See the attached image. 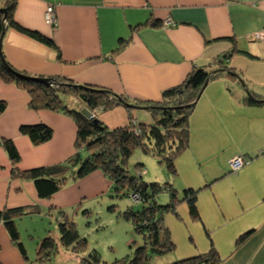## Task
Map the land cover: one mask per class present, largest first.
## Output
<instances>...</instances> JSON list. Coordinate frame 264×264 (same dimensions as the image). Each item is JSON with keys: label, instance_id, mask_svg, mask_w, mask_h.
I'll return each mask as SVG.
<instances>
[{"label": "crops", "instance_id": "obj_1", "mask_svg": "<svg viewBox=\"0 0 264 264\" xmlns=\"http://www.w3.org/2000/svg\"><path fill=\"white\" fill-rule=\"evenodd\" d=\"M3 4L0 0V7ZM48 5L54 8L55 26L44 21ZM13 18L53 40L60 50L58 55L51 46L6 27L1 48L15 70L107 87L139 101H160L162 92L181 84L191 69L218 67L217 59L235 47L237 51L224 61L244 82L227 72L209 78L189 115V144L174 161L177 173L165 179L179 191H196L198 216L190 215L186 201L176 206L175 214L164 215L175 248L152 257L151 264L162 259L170 264L211 250L218 255L212 264H264V104L243 100L247 92L264 99V42L250 38L264 27V0H15ZM166 19L174 24H165ZM151 20L160 25L149 24ZM0 101L5 103L0 112V137L13 140L21 155L19 168L57 163L74 152L76 125L69 115L31 108L26 90L1 80ZM66 101L74 107L77 100L69 97ZM132 113L137 123L152 121L145 109ZM96 116L109 128L128 122L122 106L98 111ZM38 123L49 126L52 136L36 145L19 129ZM239 155L248 161L233 171L229 163ZM8 160L0 146V187L7 185L0 210L37 205L33 213H55L56 219L59 215L72 218L67 209L90 210L84 201L100 181L91 175H101L99 170L81 177L78 187L71 184L45 199L37 195L31 181L10 177ZM147 177L158 181L155 176ZM105 178L109 193L112 181ZM32 214L16 218L26 259L0 222L1 264L31 263L37 258L40 241L51 236L53 230L47 228L33 237L34 230L26 226ZM24 231H30V240L36 239L33 255L23 243ZM142 242V237L134 245L129 242L119 257Z\"/></svg>", "mask_w": 264, "mask_h": 264}, {"label": "trees", "instance_id": "obj_2", "mask_svg": "<svg viewBox=\"0 0 264 264\" xmlns=\"http://www.w3.org/2000/svg\"><path fill=\"white\" fill-rule=\"evenodd\" d=\"M3 7L7 9V17L4 22L3 14L0 12V35L6 27H13L51 46L58 55L60 54V50L53 40L37 31L26 29L15 21L13 18L15 0H4ZM150 23L154 26L160 25V22L155 20L149 21ZM122 42L124 41H121V44ZM236 51V48L233 47L224 53L222 58L217 59V63L220 65L211 70L194 67L181 84L165 89L162 92L161 100L156 102L129 99L110 88L80 84L66 77L50 78L51 84L21 78L16 73L27 74L15 70L8 63L1 48L0 79L4 82L14 83L19 88L26 90L30 95L29 106L31 108L62 111L69 115L76 125L75 150L71 155L57 163L28 169L18 167L21 155L13 140L0 137V146L7 153L11 163L10 177L31 181L37 195L40 198L49 199L66 184L69 178H81L94 170H100L105 177L112 181L109 189L110 195L112 190L116 194H127L128 197L133 192L139 196V201L143 204L141 210H134L131 207L119 210L117 214L131 222L134 231L141 235L143 242L136 246L131 253L114 258L109 263L102 260L101 254L96 248L87 249V240L79 234L73 218L65 217L63 219L61 217L58 220L60 243L74 254L80 255V264H84L87 260L95 264H151L152 257L161 256L174 250L175 244L163 222L164 215L168 212L175 214L176 206L180 202L186 201L190 215L198 216L195 205L196 191L192 189L179 191L166 180V182L144 180L142 169L137 170L136 176L131 175L128 173L127 162L131 154L139 150V152L151 155L159 162L164 163L169 173L173 175L177 173L174 161L188 147V118L199 98L200 91L202 93L205 88L202 89L205 80L231 71L230 73L239 81L244 82L241 75L228 68L224 61ZM69 97L77 100L74 107L66 101ZM243 100L246 104H264V99L251 92H247ZM133 104L147 106L148 108L145 110L149 112L152 119L150 123L137 124L139 133L131 130L135 120L132 113ZM117 106H122L127 110L128 122L123 126L109 128L99 119L97 123H93L97 117L89 118V113L95 109L102 112ZM4 107V101H0V112L4 110ZM19 130L29 138L31 143L36 145L49 140L52 136V129L43 123L21 125ZM141 156L139 158H142ZM139 165L143 164L139 163ZM160 192H167L169 195V200L165 204H159L156 200ZM37 211V205L4 207L0 210V222L24 259L27 258L26 251L20 241L16 218ZM88 211V209L83 210L84 213H88ZM56 249L57 243L54 238L46 236L39 243L37 258L29 264H46L53 257ZM217 258L215 250H211L210 254L180 259L170 264H193L195 262L212 264Z\"/></svg>", "mask_w": 264, "mask_h": 264}, {"label": "rangeland", "instance_id": "obj_3", "mask_svg": "<svg viewBox=\"0 0 264 264\" xmlns=\"http://www.w3.org/2000/svg\"><path fill=\"white\" fill-rule=\"evenodd\" d=\"M136 129L139 130V127H136ZM22 135L26 136L23 133ZM140 155H142V158L147 157L146 159H148V161L142 162L141 158H139ZM139 163H142L144 167L143 165H139ZM127 167L129 170L128 173L134 176H136L138 169H142L141 171L143 177H145L144 180L148 181L149 179L147 178L149 177L147 176L149 175L150 178L152 176H155L156 180H158L159 182H164L167 176L172 177V175L167 171L164 163L159 162L157 158L151 155L139 152V150H136L131 154L127 162ZM145 170L147 172H145ZM8 171L10 172V165L8 166ZM94 171H92L91 173H93ZM99 172L101 173V175L91 174L95 175L96 177L98 176L100 181L98 184L93 186L92 192L88 191L87 193L88 197L84 202H87L90 207V210L88 209V213H84L83 209L81 208L77 211L67 209V212L69 214L72 213V218L74 219L79 234L86 238L87 249L89 250L91 247L96 248L100 252L102 260L109 263L115 257H119L122 253H126V247L128 248L129 242L131 243V245H134L141 238V235H138L134 231L131 222H128L117 215L118 211L125 210L126 208L131 207L134 208V210H141L143 204L140 201L132 203L127 194H116L114 190H112L113 192L110 195L108 193V187L105 183L106 178L100 170ZM79 179L80 178H69L66 184L60 190L65 189L71 184H74L76 187H78ZM6 186L7 185L5 182L3 186L0 187V200L5 197ZM81 194L82 191L80 192L79 190L77 195L80 196ZM133 200L137 199L133 198ZM156 200L159 204H165L169 200V195L167 192H160L157 195ZM32 215V221L28 222L26 226L29 230H34L33 237L36 238L37 234L44 232V230L47 228H50L53 230L50 235L53 238H56V252L46 264H80V255L78 256L74 254L70 251V249H67L60 243L58 219L55 218V213H53V215H47L45 213H33ZM45 223H47L49 227ZM54 231L57 232V235ZM22 235L25 238L23 243L26 244V249L28 248V252L33 255V252L35 251L36 239L34 238L33 240H30V238L27 237L28 235H31L30 231H28V234L24 231L22 232ZM133 241L135 243H133ZM112 242H114V245L112 244ZM12 245L14 244L12 243ZM15 248L17 249V246H15ZM161 263L164 264L163 259L160 260L158 264Z\"/></svg>", "mask_w": 264, "mask_h": 264}, {"label": "built area", "instance_id": "obj_4", "mask_svg": "<svg viewBox=\"0 0 264 264\" xmlns=\"http://www.w3.org/2000/svg\"><path fill=\"white\" fill-rule=\"evenodd\" d=\"M44 21H45V23H47L48 25H51V26H55L57 24V20H56V17H55V11H54L53 6L48 5L45 8ZM165 24L169 25V24H174V23L172 22L171 19H166L165 20ZM250 37L252 39H257V40H260V41L264 42V28L259 30V31H256V32L252 33V35H250ZM236 160L237 159H235V161H234V159H232L230 161V166L234 170L239 169L238 168L239 166L241 167L244 163L247 162V160L244 157H242V160L241 159H239L238 161H236ZM131 196H132V198H136V199L139 198V196L136 193H132Z\"/></svg>", "mask_w": 264, "mask_h": 264}, {"label": "water", "instance_id": "obj_5", "mask_svg": "<svg viewBox=\"0 0 264 264\" xmlns=\"http://www.w3.org/2000/svg\"><path fill=\"white\" fill-rule=\"evenodd\" d=\"M0 12L3 14V21L5 22L6 17H7V9L5 7H0ZM4 31L5 30H3L1 35H0V50H1V43H2V38H3V35H4ZM33 31H35V30H33ZM230 72H228V73L232 74ZM16 74L18 76H20L21 78H24V79H27V80L36 81V82H40V83H44V84H48L49 81H50V78H48V77L29 76V75H24V74H19V73H16ZM207 82H208V78L205 80L202 89L206 86ZM200 93H201V91H200ZM200 93H199V95H200ZM199 95H198V97H199ZM132 107L134 109H146V108H148L147 106H139V105H135V104H133ZM97 121H98V119H94L93 123H97ZM84 264H95V263H93L90 260H87Z\"/></svg>", "mask_w": 264, "mask_h": 264}, {"label": "bare ground", "instance_id": "obj_6", "mask_svg": "<svg viewBox=\"0 0 264 264\" xmlns=\"http://www.w3.org/2000/svg\"><path fill=\"white\" fill-rule=\"evenodd\" d=\"M220 58H222V57H220ZM219 58V59H220ZM208 80H209V78H208ZM49 83L51 84V81H49ZM207 85V84H206ZM99 110H94V111H91L90 113H89V118H91V117H93V116H95V117H97L96 116V112H98ZM95 119H98V117L97 118H95ZM137 122L134 120V122H133V127H131V130H133L135 133H139L140 132V130H137L136 129V127H138L137 126ZM244 157L247 161H248V159L245 157V156H243V155H239V156H236V157H234V161H235V159H237L236 161H238L239 159H241L242 160V157ZM239 158V159H238ZM229 165H230V163H229ZM230 168H231V166H230ZM238 168H240V166L238 167ZM231 170H233V171H235L234 169H232L231 168ZM238 170V169H237ZM132 193L133 192H131L130 193V196H129V199H130V201L133 203V202H139V198L137 199V200H133V198H132ZM58 219H60L61 217H60V215L57 217Z\"/></svg>", "mask_w": 264, "mask_h": 264}, {"label": "clouds", "instance_id": "obj_7", "mask_svg": "<svg viewBox=\"0 0 264 264\" xmlns=\"http://www.w3.org/2000/svg\"><path fill=\"white\" fill-rule=\"evenodd\" d=\"M173 22V21H172Z\"/></svg>", "mask_w": 264, "mask_h": 264}]
</instances>
